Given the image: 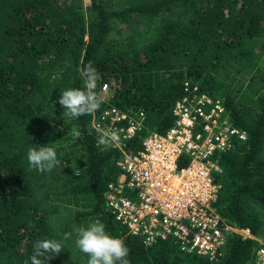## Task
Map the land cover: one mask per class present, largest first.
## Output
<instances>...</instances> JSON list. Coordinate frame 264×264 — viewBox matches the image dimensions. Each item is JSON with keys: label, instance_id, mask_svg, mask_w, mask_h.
Wrapping results in <instances>:
<instances>
[{"label": "trees", "instance_id": "1", "mask_svg": "<svg viewBox=\"0 0 264 264\" xmlns=\"http://www.w3.org/2000/svg\"><path fill=\"white\" fill-rule=\"evenodd\" d=\"M89 62L99 73L97 91L109 85V98L96 113L65 121L68 143L49 145L61 164L31 170L28 149L49 144L53 124L64 119L60 93L83 87ZM186 84L220 100L249 134L220 156L214 180L223 219L253 238L231 236L216 261L172 241L147 247L116 221L106 194L123 152L98 146L93 127L107 109L143 113V130L125 149L134 155L142 137L173 125ZM96 220L124 241L130 264H257L264 242V0H91L86 10L83 0H0V264H26L45 239L64 245L46 264H87L75 246L77 229Z\"/></svg>", "mask_w": 264, "mask_h": 264}, {"label": "built area", "instance_id": "2", "mask_svg": "<svg viewBox=\"0 0 264 264\" xmlns=\"http://www.w3.org/2000/svg\"><path fill=\"white\" fill-rule=\"evenodd\" d=\"M185 86L173 109V125L165 134L142 137L134 155L125 149L143 130V113L132 117L112 108L94 118L95 129L118 130L121 137L112 146L123 152L121 173L109 184L106 202L116 221L129 235L142 237L145 246L172 241L184 253L216 261L231 236L253 238L223 219L218 210L222 187L214 180L222 172L220 156L249 134L231 121L220 100ZM109 92L104 85L101 94ZM256 255L257 264H264V244Z\"/></svg>", "mask_w": 264, "mask_h": 264}, {"label": "clouds", "instance_id": "3", "mask_svg": "<svg viewBox=\"0 0 264 264\" xmlns=\"http://www.w3.org/2000/svg\"><path fill=\"white\" fill-rule=\"evenodd\" d=\"M83 87L68 88L60 93L58 104L63 109V118L79 119L82 116L96 113L102 104L101 93L97 91L99 73L91 62L83 70ZM95 127V125H93ZM97 145L105 149L120 143L118 130L96 129ZM73 137L80 135L76 128L70 130ZM53 144V143H50ZM32 146L27 151V163L31 170L39 173L51 172L62 163L55 148L49 146ZM147 231V230H146ZM71 233H65L64 240L70 239ZM76 248L87 255V264H130L127 259L129 249L122 239L112 237L106 232L105 225L96 220L87 227L77 229ZM64 245L57 239L39 240L34 243L33 254L26 264H46L47 260L59 256Z\"/></svg>", "mask_w": 264, "mask_h": 264}, {"label": "rangeland", "instance_id": "4", "mask_svg": "<svg viewBox=\"0 0 264 264\" xmlns=\"http://www.w3.org/2000/svg\"><path fill=\"white\" fill-rule=\"evenodd\" d=\"M83 4H84V8L86 10L90 7L91 0H83ZM86 13H87V11H86ZM109 95L110 94H107V95L101 94V98H103L104 100H107L109 98ZM59 109L62 111L61 106L59 107ZM54 111H58V109L55 108ZM62 115H63V111H62ZM52 118H54V114H52V116H50V119H52ZM68 119L69 118H65V120L62 119V120L56 121V123H62V125L61 124H53V126L55 127V131H57V132L55 133V135L54 134L48 135V143L49 144L53 143L51 145H54L55 147H59L61 145L68 143V141L66 140L67 136L65 134H63V130L65 128L64 124H67V122H65V121H67ZM261 244H264V242L262 240H261Z\"/></svg>", "mask_w": 264, "mask_h": 264}]
</instances>
